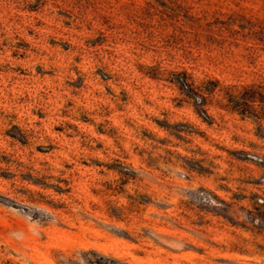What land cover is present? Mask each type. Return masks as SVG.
Instances as JSON below:
<instances>
[{
  "label": "rangeland",
  "instance_id": "1",
  "mask_svg": "<svg viewBox=\"0 0 264 264\" xmlns=\"http://www.w3.org/2000/svg\"><path fill=\"white\" fill-rule=\"evenodd\" d=\"M0 264H264V0H0Z\"/></svg>",
  "mask_w": 264,
  "mask_h": 264
}]
</instances>
